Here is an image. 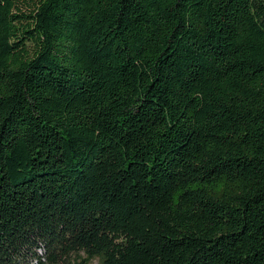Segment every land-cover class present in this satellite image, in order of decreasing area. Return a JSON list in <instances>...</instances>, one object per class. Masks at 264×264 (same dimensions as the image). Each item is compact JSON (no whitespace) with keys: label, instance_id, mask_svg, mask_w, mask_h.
I'll use <instances>...</instances> for the list:
<instances>
[{"label":"trees","instance_id":"16d2710c","mask_svg":"<svg viewBox=\"0 0 264 264\" xmlns=\"http://www.w3.org/2000/svg\"><path fill=\"white\" fill-rule=\"evenodd\" d=\"M264 264V0H0V264Z\"/></svg>","mask_w":264,"mask_h":264},{"label":"rangeland","instance_id":"374dc122","mask_svg":"<svg viewBox=\"0 0 264 264\" xmlns=\"http://www.w3.org/2000/svg\"><path fill=\"white\" fill-rule=\"evenodd\" d=\"M65 264V263H63ZM66 264H72V263H66ZM90 264H97V261H92Z\"/></svg>","mask_w":264,"mask_h":264}]
</instances>
